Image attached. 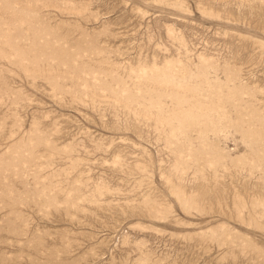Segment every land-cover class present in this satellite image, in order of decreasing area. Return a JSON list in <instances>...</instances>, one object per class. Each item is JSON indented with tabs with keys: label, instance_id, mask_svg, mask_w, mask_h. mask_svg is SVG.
<instances>
[{
	"label": "rangeland",
	"instance_id": "rangeland-1",
	"mask_svg": "<svg viewBox=\"0 0 264 264\" xmlns=\"http://www.w3.org/2000/svg\"><path fill=\"white\" fill-rule=\"evenodd\" d=\"M0 264H264V0H0Z\"/></svg>",
	"mask_w": 264,
	"mask_h": 264
}]
</instances>
